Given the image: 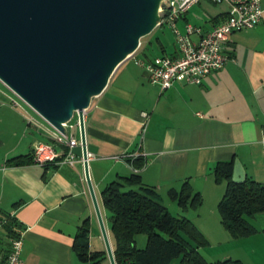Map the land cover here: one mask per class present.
<instances>
[{
	"label": "crops",
	"instance_id": "obj_1",
	"mask_svg": "<svg viewBox=\"0 0 264 264\" xmlns=\"http://www.w3.org/2000/svg\"><path fill=\"white\" fill-rule=\"evenodd\" d=\"M261 6V22L229 37L224 45L228 61L200 85L176 81L161 91L134 60L133 65L125 61L92 100L84 113L86 153L93 157L87 161V171L102 218L107 214L103 189L119 178L138 175L168 212H183L208 244L211 239L227 238L217 211L225 184L215 183L214 166L238 161L246 179L264 184V0ZM224 7L220 12H205L194 23L188 21L187 12L177 23L183 21L184 27L190 24L206 33L223 20ZM197 38L192 36L193 41ZM156 44V51L150 50V42L140 44L135 59L150 61L175 53V46L167 53L161 41ZM143 113L149 116L144 133ZM34 122L29 123L23 107L0 88V215L14 218V231L22 236V264H87L73 252L84 221L89 223L90 251L104 252L101 264H110L85 179L81 146L72 150L77 159L73 166L8 164L13 158L30 156L34 142L52 141L53 131ZM74 130L80 141L79 128ZM136 159L144 162L139 170L133 165ZM184 183L201 197L196 210L180 209L169 195L179 192ZM10 241L7 229L0 225V264ZM110 247L113 252L114 245Z\"/></svg>",
	"mask_w": 264,
	"mask_h": 264
},
{
	"label": "water",
	"instance_id": "obj_2",
	"mask_svg": "<svg viewBox=\"0 0 264 264\" xmlns=\"http://www.w3.org/2000/svg\"><path fill=\"white\" fill-rule=\"evenodd\" d=\"M171 0H0V82L55 131L79 121L87 187L110 264H115L89 181L84 113L117 68L160 26ZM246 181L237 161L232 182Z\"/></svg>",
	"mask_w": 264,
	"mask_h": 264
},
{
	"label": "trees",
	"instance_id": "obj_3",
	"mask_svg": "<svg viewBox=\"0 0 264 264\" xmlns=\"http://www.w3.org/2000/svg\"><path fill=\"white\" fill-rule=\"evenodd\" d=\"M29 162L33 163L32 154L13 158L8 164L22 166ZM143 164L141 159L133 162L138 170ZM233 166L232 161L217 163L213 177L215 183L225 184L217 205L221 225L237 240L257 233L247 218L264 213V184L249 178L242 184L232 182ZM169 195L182 210H196L201 205L200 195L194 193L188 183H184L179 192L171 191ZM102 200L110 215L115 264H171L176 260L178 264H209L199 252L208 246L206 238L187 218L173 217L157 194L141 184L138 175L109 183L102 191ZM1 216L5 223L0 225L7 229L10 239L16 238L14 218L5 213ZM137 236H145L143 248H137ZM73 252L81 263L101 264L103 260L104 252L89 249L88 221L83 222L75 235ZM216 264L243 263L227 259Z\"/></svg>",
	"mask_w": 264,
	"mask_h": 264
},
{
	"label": "built area",
	"instance_id": "obj_4",
	"mask_svg": "<svg viewBox=\"0 0 264 264\" xmlns=\"http://www.w3.org/2000/svg\"><path fill=\"white\" fill-rule=\"evenodd\" d=\"M202 1L171 0L170 9L161 24L168 26L175 37L176 49L173 55L157 57L150 61L137 60L134 55L129 58L144 69L149 82L157 85L161 91L170 89L176 81H183L188 85H200L206 76L222 69L228 61L229 57L224 53V45L229 37L234 32L254 28L262 20L261 0H206L212 4L227 7L223 20L206 33H202L199 27L186 24L184 33L181 34L176 27L177 21L183 18L192 6ZM193 35H197L196 41L192 40ZM13 104L18 106L15 102ZM26 117L29 123H33L34 120L31 117L27 114ZM141 117L144 133L149 116L143 113ZM74 119L67 125V136L53 132L52 141L34 142L32 145L33 164L40 167L73 166L77 162L72 150L81 145L71 133L74 127L79 128L76 115ZM92 158V155L87 154L86 161ZM81 161L84 163L83 158ZM1 223L5 221L0 215ZM22 244V236L18 233L16 238L11 239L6 259L2 264H22Z\"/></svg>",
	"mask_w": 264,
	"mask_h": 264
},
{
	"label": "rangeland",
	"instance_id": "obj_5",
	"mask_svg": "<svg viewBox=\"0 0 264 264\" xmlns=\"http://www.w3.org/2000/svg\"><path fill=\"white\" fill-rule=\"evenodd\" d=\"M225 9L224 5H217V4H210L208 2H201L200 5L194 6L188 13L187 19L189 22L194 23L197 18H202V14L208 11L220 12ZM178 31L183 34L184 33V26L183 21L177 23ZM157 39L166 46L167 53L174 50L175 46V37L173 35L172 30L164 25L158 27L152 31V33L141 39V44L144 45L147 42H150L152 45L149 46L151 51H156L158 49V45L156 44ZM125 65H133V59H128L124 63ZM0 88L4 91L9 93L15 101H17L24 109L25 113L28 117L34 119L39 125H41L44 129H48L50 132L55 131L48 123H46L38 114H36L30 107H28L22 100H20L15 94H13L8 88H6L0 82ZM73 135H75L76 131H71ZM58 134V133H57ZM169 200H165L167 204ZM162 203V202H161ZM169 211L172 216L174 217H185L183 212ZM190 214L192 213L189 210ZM106 217L102 218L103 227L107 234V239L109 244L112 246L114 245V239L110 228V220H109V213L106 212ZM101 214V213H100ZM193 215V214H192ZM108 216V217H107ZM218 217V216H217ZM247 221L254 226L255 228L259 229L258 234H254L249 238L243 239H232L224 232L222 227H220L221 231L226 235V239H211L208 246L201 248L200 252L203 257L206 258L208 262L211 264H216L218 262H222L226 259L225 256L230 255L231 260H239L243 264H264V214H257L253 217H248ZM146 240L145 236H137L136 237V246L137 248H142L143 242ZM204 258V259H205ZM205 260V261H206ZM206 261V262H207ZM171 264H178V261H173Z\"/></svg>",
	"mask_w": 264,
	"mask_h": 264
}]
</instances>
